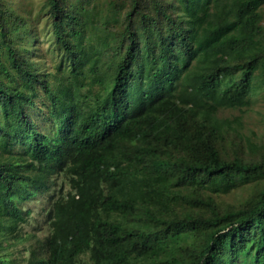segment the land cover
<instances>
[{
	"label": "trees",
	"instance_id": "trees-1",
	"mask_svg": "<svg viewBox=\"0 0 264 264\" xmlns=\"http://www.w3.org/2000/svg\"><path fill=\"white\" fill-rule=\"evenodd\" d=\"M49 2L68 58L51 79L12 41L26 23L0 0V264H264V187L227 211L210 195L264 180V162L223 155L242 121L219 116L264 93V0H130L111 79V35L86 34L87 3ZM40 190L49 232L22 263L23 204Z\"/></svg>",
	"mask_w": 264,
	"mask_h": 264
},
{
	"label": "rangeland",
	"instance_id": "rangeland-1",
	"mask_svg": "<svg viewBox=\"0 0 264 264\" xmlns=\"http://www.w3.org/2000/svg\"><path fill=\"white\" fill-rule=\"evenodd\" d=\"M50 0H2V3L9 7V11L13 15H17L25 21V26L19 31H13V42L19 45L20 52L25 55L26 49L28 50L29 63L37 65L41 73H49L50 79L52 73L60 72L66 65L68 58L64 53V48L57 42L54 35L53 28V15L50 10ZM67 6L72 4L87 3L85 5L90 11L91 16L87 20L86 34L92 35V41H100L104 34H110V45L102 48V70L104 71L107 79L115 76V67L118 60L121 59L122 54L115 55L117 51H123L119 46L122 40V33L125 26V15L128 10L130 0H65ZM70 8L68 12H70ZM6 12V11H4ZM264 13V10H263ZM13 23V21L11 22ZM264 27V19H263ZM136 24H132L134 28ZM18 32V33H17ZM264 32V28H263ZM118 41V42H114ZM3 51L5 48H2ZM26 55V56H27ZM6 57V56H3ZM70 57V56H69ZM6 81V80H5ZM85 82V81H84ZM10 87V86H8ZM11 87H14L11 86ZM98 84L94 86V90H98ZM88 86L83 88L84 93ZM35 94L33 104L29 106L33 109L29 111L30 117L35 121L40 130L46 124V110L41 100L44 93L41 90ZM91 95H88L90 97ZM3 112H0V116ZM219 116L234 120L240 117L242 124L238 126V122L234 123L238 126L237 129H230L225 134V140L221 145L222 153L225 157L235 158L238 157L244 161H260L264 162V93L257 96L255 102L249 108L243 109H224L219 112ZM248 141H251L249 143ZM52 179V178H51ZM58 182L57 189L63 186L65 191L69 190V182L62 176L55 177ZM51 189L53 185H50ZM264 187V180L252 182L247 185L236 188L228 193H210L212 198L217 202L220 211H227L232 209H239L253 202L259 190ZM56 190V187H55ZM49 192L42 190L38 191L35 196L30 198V201L23 204L24 207H29L31 210L29 222L23 225L24 234H29L30 239L28 243H21L19 248L13 249L14 253L12 258L15 259L20 250V261L25 262V259L30 255L31 245L36 243V246L41 243V240L49 232V225L45 222L43 209L47 205ZM180 211L185 209L195 210L194 203L190 205L184 204L178 207ZM18 249V250H17ZM81 260L85 264H92L89 260V255L84 254ZM143 263L148 264L146 259L141 260Z\"/></svg>",
	"mask_w": 264,
	"mask_h": 264
}]
</instances>
